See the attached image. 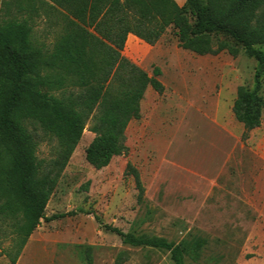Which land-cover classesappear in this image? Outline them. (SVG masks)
Returning a JSON list of instances; mask_svg holds the SVG:
<instances>
[{
    "label": "rangeland",
    "instance_id": "1",
    "mask_svg": "<svg viewBox=\"0 0 264 264\" xmlns=\"http://www.w3.org/2000/svg\"><path fill=\"white\" fill-rule=\"evenodd\" d=\"M175 1L190 17L186 1ZM16 2L0 0V15L16 13ZM45 25L37 18L34 36L50 43L57 28ZM211 39L236 54L183 49L172 26L153 45L127 36L123 55L150 76L159 68L163 90L146 89L140 117L125 130L127 149L106 166L85 159L94 136L87 122L45 206L46 217H58L40 220L15 264H173L167 250L124 243L106 225L186 240L185 264H264V74L261 124L242 139L232 105L239 85L253 86L257 64L229 36ZM37 154L49 155L46 139ZM128 162L139 173L141 201L124 173ZM10 245L0 235V264H11L3 254Z\"/></svg>",
    "mask_w": 264,
    "mask_h": 264
},
{
    "label": "trees",
    "instance_id": "2",
    "mask_svg": "<svg viewBox=\"0 0 264 264\" xmlns=\"http://www.w3.org/2000/svg\"><path fill=\"white\" fill-rule=\"evenodd\" d=\"M185 1L190 17L175 0H17L16 13L0 15V235L11 239L3 249L11 264L40 220L58 217H46L45 206L87 122L94 136L85 159L106 166L127 149L125 130L140 117L146 89L163 90L159 68L150 76L123 55L128 34L153 45L172 26L179 45L198 55L236 54L224 41L214 47L213 33L240 43L257 69L251 88L237 87L232 112L242 139L260 126L264 0ZM37 18L46 30L57 28L50 43L35 38ZM45 139L49 155L39 157ZM124 173L134 178L141 201L138 171L128 162ZM105 227L124 243L167 250L173 264H185L186 240Z\"/></svg>",
    "mask_w": 264,
    "mask_h": 264
},
{
    "label": "crops",
    "instance_id": "3",
    "mask_svg": "<svg viewBox=\"0 0 264 264\" xmlns=\"http://www.w3.org/2000/svg\"><path fill=\"white\" fill-rule=\"evenodd\" d=\"M128 35L134 36L133 34H128Z\"/></svg>",
    "mask_w": 264,
    "mask_h": 264
}]
</instances>
